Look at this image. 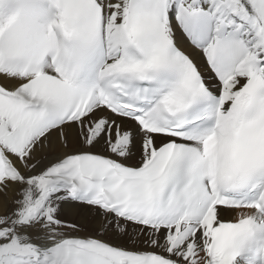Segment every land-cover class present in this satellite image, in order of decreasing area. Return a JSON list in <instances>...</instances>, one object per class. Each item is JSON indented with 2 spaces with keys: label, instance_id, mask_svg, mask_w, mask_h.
<instances>
[{
  "label": "snow or ice",
  "instance_id": "6c2138e0",
  "mask_svg": "<svg viewBox=\"0 0 264 264\" xmlns=\"http://www.w3.org/2000/svg\"><path fill=\"white\" fill-rule=\"evenodd\" d=\"M0 264H264V0H0Z\"/></svg>",
  "mask_w": 264,
  "mask_h": 264
}]
</instances>
